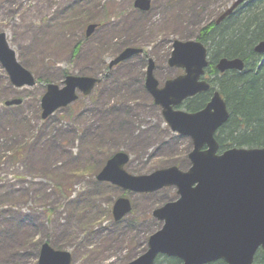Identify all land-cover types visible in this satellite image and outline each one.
<instances>
[{"label": "rangeland", "instance_id": "1", "mask_svg": "<svg viewBox=\"0 0 264 264\" xmlns=\"http://www.w3.org/2000/svg\"><path fill=\"white\" fill-rule=\"evenodd\" d=\"M151 1L144 13L134 0H0V32L36 80L63 87L66 72L103 78L91 95L42 120L44 84L15 88L0 64V264H37L44 242L70 251L72 264H124L161 229L153 212L177 199L175 187L140 194L97 185L96 176L117 151L130 155L133 175L185 171L192 140L172 131L146 91L144 56L107 77L105 70L125 45L141 47L162 86L183 74L168 64L173 42L195 39L235 0ZM89 23L99 26L86 38ZM16 98L23 103L4 105ZM120 197L133 210L115 222Z\"/></svg>", "mask_w": 264, "mask_h": 264}, {"label": "water", "instance_id": "2", "mask_svg": "<svg viewBox=\"0 0 264 264\" xmlns=\"http://www.w3.org/2000/svg\"><path fill=\"white\" fill-rule=\"evenodd\" d=\"M236 0L217 19L221 23L241 4ZM134 7L143 12L151 8V0H135ZM97 24L86 28L90 37ZM264 53V42L255 49ZM142 48H125L110 61L108 72L133 56ZM0 63L10 82L16 88L33 87L36 80L17 60L5 33L0 32ZM170 67L184 69V75L167 80L163 87L155 78V63L148 59L145 87L173 132L191 138L193 150L189 154L191 168L181 171L168 167L148 175H132L125 169L129 155L115 153L97 175L99 182L111 183L134 193H153L166 187H176L178 199L168 202L153 212L163 223L162 228L148 241L145 253L128 264H154L159 255L176 257L183 264H210L223 259L227 264H253L254 255L264 248V148H233L218 154L216 132L229 119L226 102L215 91L205 109L188 113L179 109L185 100L210 90V84L201 78L208 67V50L196 40L173 43L168 61ZM219 72L243 71L240 59H221ZM101 78L68 75L64 86L49 83L41 99V118L50 117L57 110L77 101L78 93L90 95ZM22 99L5 102V106L20 105ZM132 211L128 198H118L112 209L116 222ZM72 254L42 244L37 264H72Z\"/></svg>", "mask_w": 264, "mask_h": 264}, {"label": "trees", "instance_id": "3", "mask_svg": "<svg viewBox=\"0 0 264 264\" xmlns=\"http://www.w3.org/2000/svg\"><path fill=\"white\" fill-rule=\"evenodd\" d=\"M216 19L202 26L195 38L209 51L206 76L211 90L187 100L182 108L188 112L201 110L208 103L212 92L217 90L225 99L230 112L228 122L216 134L220 151L234 147H264V62L261 63L263 57L253 52V47L250 46L258 40L264 41V0L245 2L219 25L216 24ZM128 46L131 45L123 48ZM237 57L243 58L246 63L243 72H218L216 63L219 59ZM107 69L108 67L105 71ZM67 75L69 74L66 72L63 77ZM37 82L45 86L50 80L40 78ZM104 184L107 185L97 181V185ZM55 247L64 249L61 246ZM155 264H181V261L175 257H160ZM254 264H264L263 251L258 253Z\"/></svg>", "mask_w": 264, "mask_h": 264}, {"label": "bare ground", "instance_id": "4", "mask_svg": "<svg viewBox=\"0 0 264 264\" xmlns=\"http://www.w3.org/2000/svg\"><path fill=\"white\" fill-rule=\"evenodd\" d=\"M262 42H264V41L262 40ZM260 43H261V41L258 40V41H256V42L252 43L250 46L253 47V52H255L256 54H259L261 57H263V61L261 62V63H263V62H264V53H258V52L255 51L256 47H257ZM221 59H224V58H221ZM221 59H219L218 62H219ZM226 59H229V60L240 59V60H242L243 63H244V70H245V68H246V63H245V61H244L243 58H241V57H237V58H226ZM218 62H217V63H218ZM217 63H216V64H217ZM229 71H234V70H229ZM219 73H221V72H219ZM224 73H225V72H224ZM224 73H221V74H224ZM217 92H219V91H217ZM206 93H208V92H206ZM219 94H220V92H219ZM220 95H221V94H220ZM212 96H213V94L210 95L208 103L210 102ZM221 97H222V95H221ZM222 98H223V97H222ZM223 99H224V98H223ZM224 101H225V99H224ZM225 102H226V101H225ZM208 103L206 104V106L208 105ZM206 106H205L204 108H202L201 110L205 109ZM201 110H199V111H201ZM228 120H229V119H228ZM228 120H227V122H228ZM227 122H226V123H227ZM226 123H225V124H226ZM225 124H224V125H225ZM217 143H218V142H217ZM234 148H236V147H234ZM242 148H244V149H251V148H247V147H242ZM258 148H264V147H258ZM229 149H233V148H229ZM229 149H227V150H229ZM224 151H226V150H224ZM224 151H220V152L218 151V154L221 155ZM190 168H191V164L189 165V167H188L185 171H188ZM260 251H263V252H264V248H263V247H260V248L256 251V253H255V255H254V261H253V264H254V262H255V258L257 257V255H258V253H259ZM160 257H168V256H164V255H159V256H157V258H155V262H154V264L156 263V261H157ZM134 259H136V257H135V258H131V260H130L129 262L133 261ZM180 261H181V260H180ZM129 262H128V263H129ZM216 262H223L224 264H227V263H226L227 261H224L223 259H218V260H216V261H212V263H216ZM128 263H127V264H128ZM212 263H210V264H212ZM181 264H183L182 261H181Z\"/></svg>", "mask_w": 264, "mask_h": 264}]
</instances>
